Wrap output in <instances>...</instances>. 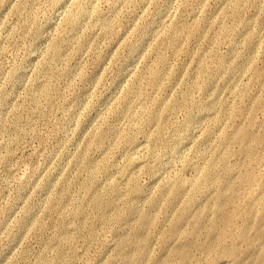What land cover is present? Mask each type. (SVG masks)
I'll list each match as a JSON object with an SVG mask.
<instances>
[{
    "label": "rangeland",
    "instance_id": "374dc122",
    "mask_svg": "<svg viewBox=\"0 0 264 264\" xmlns=\"http://www.w3.org/2000/svg\"><path fill=\"white\" fill-rule=\"evenodd\" d=\"M0 264H264V0H0Z\"/></svg>",
    "mask_w": 264,
    "mask_h": 264
}]
</instances>
